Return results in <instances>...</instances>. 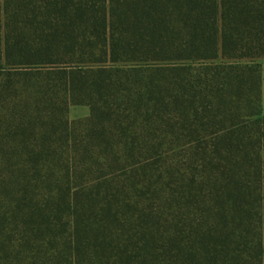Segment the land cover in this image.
<instances>
[{
	"label": "trees",
	"instance_id": "16d2710c",
	"mask_svg": "<svg viewBox=\"0 0 264 264\" xmlns=\"http://www.w3.org/2000/svg\"><path fill=\"white\" fill-rule=\"evenodd\" d=\"M260 57L264 0H0V264H264Z\"/></svg>",
	"mask_w": 264,
	"mask_h": 264
},
{
	"label": "rangeland",
	"instance_id": "374dc122",
	"mask_svg": "<svg viewBox=\"0 0 264 264\" xmlns=\"http://www.w3.org/2000/svg\"><path fill=\"white\" fill-rule=\"evenodd\" d=\"M260 65L262 75V88H261V113L264 114V57L255 60ZM89 114V107L82 104L70 105L68 108V117L70 119L84 118Z\"/></svg>",
	"mask_w": 264,
	"mask_h": 264
}]
</instances>
